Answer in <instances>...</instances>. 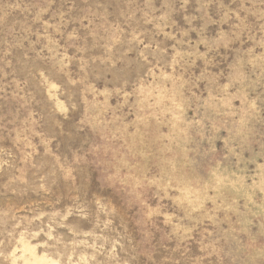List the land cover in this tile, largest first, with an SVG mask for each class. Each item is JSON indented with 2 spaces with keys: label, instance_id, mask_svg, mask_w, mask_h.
<instances>
[{
  "label": "rangeland",
  "instance_id": "obj_1",
  "mask_svg": "<svg viewBox=\"0 0 264 264\" xmlns=\"http://www.w3.org/2000/svg\"><path fill=\"white\" fill-rule=\"evenodd\" d=\"M0 264H264V0H0Z\"/></svg>",
  "mask_w": 264,
  "mask_h": 264
}]
</instances>
